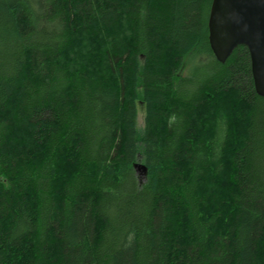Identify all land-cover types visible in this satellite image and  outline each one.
Masks as SVG:
<instances>
[{
  "label": "trees",
  "instance_id": "1",
  "mask_svg": "<svg viewBox=\"0 0 264 264\" xmlns=\"http://www.w3.org/2000/svg\"><path fill=\"white\" fill-rule=\"evenodd\" d=\"M212 2L0 0V264H264V97Z\"/></svg>",
  "mask_w": 264,
  "mask_h": 264
},
{
  "label": "water",
  "instance_id": "2",
  "mask_svg": "<svg viewBox=\"0 0 264 264\" xmlns=\"http://www.w3.org/2000/svg\"><path fill=\"white\" fill-rule=\"evenodd\" d=\"M209 41L221 63L238 47L248 49L255 89L264 97V0H213ZM135 169L140 179H145L146 166L137 163Z\"/></svg>",
  "mask_w": 264,
  "mask_h": 264
},
{
  "label": "rangeland",
  "instance_id": "3",
  "mask_svg": "<svg viewBox=\"0 0 264 264\" xmlns=\"http://www.w3.org/2000/svg\"><path fill=\"white\" fill-rule=\"evenodd\" d=\"M139 112H140V113H139V123H140L141 125H143L144 110H143L142 107H140V111H139Z\"/></svg>",
  "mask_w": 264,
  "mask_h": 264
}]
</instances>
